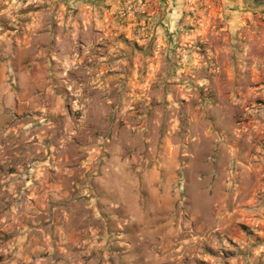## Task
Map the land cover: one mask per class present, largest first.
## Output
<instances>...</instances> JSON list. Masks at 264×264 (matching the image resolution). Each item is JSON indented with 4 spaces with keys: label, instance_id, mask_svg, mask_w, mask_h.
<instances>
[{
    "label": "rangeland",
    "instance_id": "rangeland-1",
    "mask_svg": "<svg viewBox=\"0 0 264 264\" xmlns=\"http://www.w3.org/2000/svg\"><path fill=\"white\" fill-rule=\"evenodd\" d=\"M43 45L0 57V264H264V171L207 43ZM33 183L75 201L30 208Z\"/></svg>",
    "mask_w": 264,
    "mask_h": 264
},
{
    "label": "crops",
    "instance_id": "crops-1",
    "mask_svg": "<svg viewBox=\"0 0 264 264\" xmlns=\"http://www.w3.org/2000/svg\"><path fill=\"white\" fill-rule=\"evenodd\" d=\"M132 8L137 13L123 17ZM115 30H143L149 42L189 39L194 45L207 43L213 70L228 73L229 100L239 107L231 131L254 147L253 169L264 171V0H0V57L31 51L42 58L50 52L44 42L92 31L112 35ZM16 100L21 105L27 102L24 97ZM41 189L40 184L30 186V208L52 202L51 210L56 213L58 199L75 201L67 193L51 197ZM83 191H87L86 184L76 196L84 198ZM78 214L85 219L81 210ZM72 218L66 213L68 225ZM70 227L71 235L92 230ZM92 244L101 243L95 240Z\"/></svg>",
    "mask_w": 264,
    "mask_h": 264
}]
</instances>
